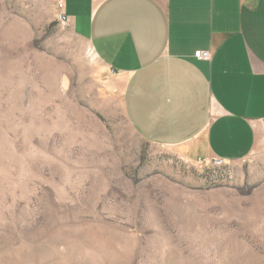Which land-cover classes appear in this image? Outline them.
<instances>
[{
  "label": "rangeland",
  "instance_id": "374dc122",
  "mask_svg": "<svg viewBox=\"0 0 264 264\" xmlns=\"http://www.w3.org/2000/svg\"><path fill=\"white\" fill-rule=\"evenodd\" d=\"M56 0H0V264H264V147L145 141Z\"/></svg>",
  "mask_w": 264,
  "mask_h": 264
},
{
  "label": "crops",
  "instance_id": "0c3cea01",
  "mask_svg": "<svg viewBox=\"0 0 264 264\" xmlns=\"http://www.w3.org/2000/svg\"><path fill=\"white\" fill-rule=\"evenodd\" d=\"M63 1L145 141L193 164H237L264 147V0Z\"/></svg>",
  "mask_w": 264,
  "mask_h": 264
},
{
  "label": "built area",
  "instance_id": "2783aa9c",
  "mask_svg": "<svg viewBox=\"0 0 264 264\" xmlns=\"http://www.w3.org/2000/svg\"><path fill=\"white\" fill-rule=\"evenodd\" d=\"M57 6L60 9V20L62 22H66V16L63 13V8H64V1L63 0H56ZM195 57L201 60H210L211 58V52L210 51H201L198 50L195 52ZM197 165L200 166H222L225 164V161L221 158H216L212 160H207V159H199L196 162Z\"/></svg>",
  "mask_w": 264,
  "mask_h": 264
}]
</instances>
